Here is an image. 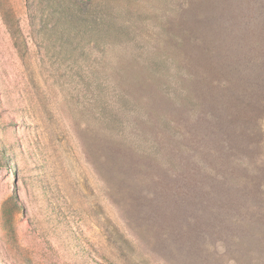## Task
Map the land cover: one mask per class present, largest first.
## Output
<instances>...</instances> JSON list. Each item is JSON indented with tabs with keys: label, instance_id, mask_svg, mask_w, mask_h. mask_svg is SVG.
Instances as JSON below:
<instances>
[{
	"label": "trees",
	"instance_id": "obj_1",
	"mask_svg": "<svg viewBox=\"0 0 264 264\" xmlns=\"http://www.w3.org/2000/svg\"><path fill=\"white\" fill-rule=\"evenodd\" d=\"M65 2L99 58L104 191L142 253L264 264V0Z\"/></svg>",
	"mask_w": 264,
	"mask_h": 264
},
{
	"label": "rangeland",
	"instance_id": "obj_2",
	"mask_svg": "<svg viewBox=\"0 0 264 264\" xmlns=\"http://www.w3.org/2000/svg\"><path fill=\"white\" fill-rule=\"evenodd\" d=\"M65 1L0 0V264H162L105 194L99 58Z\"/></svg>",
	"mask_w": 264,
	"mask_h": 264
}]
</instances>
